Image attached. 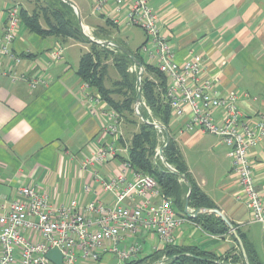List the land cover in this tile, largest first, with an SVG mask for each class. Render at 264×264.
<instances>
[{"label":"crops","instance_id":"crops-1","mask_svg":"<svg viewBox=\"0 0 264 264\" xmlns=\"http://www.w3.org/2000/svg\"><path fill=\"white\" fill-rule=\"evenodd\" d=\"M119 2L122 10L116 14L118 22L113 20L116 0H108L101 10H96V0L86 1L83 7L76 5L81 16L87 14L82 17L87 27L94 31L99 27L107 29L112 41L135 52L146 42V33L139 27L144 37L136 47L131 46L129 37H119L117 31L138 27L126 17L134 0ZM16 3L19 0H0V37L8 8ZM149 3L178 63L188 61L191 52L198 53L205 65L203 76L212 79L217 94L236 90L241 94L240 106L245 116L264 113V0H149ZM90 18L94 19L92 23L84 20ZM59 47L63 48L62 58L54 60L51 52ZM72 47H80V51ZM13 50L23 59L17 66L20 72L46 78L48 84L32 89L26 81L0 79V212L11 201L24 200L20 189L25 186L46 192L53 205L71 199L82 204L95 199L113 203L114 195L102 190L92 171L81 166L83 158L90 155L91 146L105 141L103 110L109 107L103 101L98 104L96 114L92 112L88 90L77 74L81 56L89 51V45L59 37L45 38L21 25ZM107 64L106 83L111 85L120 76L112 60ZM9 65V60L0 56V66ZM190 116L187 110L185 116H173L170 122L188 172L217 210L242 231L264 264V225L253 222L249 208L237 198L242 189L233 172L229 148L219 136L200 128L187 130ZM124 127L122 142L129 147L139 126L128 127L129 130ZM249 155L264 203V137ZM121 160L117 158L94 170L107 179L120 171ZM189 207L190 211L195 209ZM177 215L189 216L186 212ZM28 234L32 241H42L37 232ZM137 241L142 245L143 258L125 264H163L164 256L156 261L152 256L167 245L161 244L153 233L128 236L120 246ZM238 244L231 233L213 235L189 219L175 230L170 245L199 247L223 257L236 252ZM107 255L111 254H103L100 260Z\"/></svg>","mask_w":264,"mask_h":264},{"label":"built area","instance_id":"built-area-1","mask_svg":"<svg viewBox=\"0 0 264 264\" xmlns=\"http://www.w3.org/2000/svg\"><path fill=\"white\" fill-rule=\"evenodd\" d=\"M107 1L96 0V10H101ZM116 1L113 20L118 22L116 14H120L122 8L120 0ZM126 17L130 24L146 33L147 40L140 52L167 77L165 96L173 116L182 118L190 110L187 130L200 128L219 136L228 146L233 172L242 189L237 198L249 208L252 221L264 225V203L249 155L264 137V113L245 116L240 106L241 94L236 90L225 95L217 94L212 79L203 76L205 65L198 53L191 52L188 61L178 63L149 0H134ZM20 27V5L16 3L8 8L0 37V56L10 62L5 68L0 66V79L26 81L32 89L47 85L46 78L29 76L17 68L23 59L14 52L13 44ZM62 53L63 48L59 47L51 52V57L59 60ZM84 86L88 90L92 112L96 114L98 104L104 99L88 82H84ZM103 113L105 141L91 146L90 155L83 158L81 166L92 171L102 190L112 193L115 201L107 204L95 199L82 204L71 199L53 205L46 192L31 186L21 188L24 200L15 199L0 212V264H54L46 256L51 249L62 252L63 264H75L78 259L98 261L105 253L129 261L138 256L142 245L137 241L121 247L120 242L128 236L149 232L155 234L161 244L170 245L174 242L175 230L189 221L190 216L177 215L172 197L162 191L154 176L133 168L129 161V147L122 142V116L110 107L104 108ZM117 158L122 160L120 171L114 176L105 179L94 170ZM85 191H90V186H85ZM30 232L40 234L42 241H32Z\"/></svg>","mask_w":264,"mask_h":264},{"label":"trees","instance_id":"trees-1","mask_svg":"<svg viewBox=\"0 0 264 264\" xmlns=\"http://www.w3.org/2000/svg\"><path fill=\"white\" fill-rule=\"evenodd\" d=\"M48 1L52 2L51 4L47 3V9L35 8L32 12L24 6H20L21 25L30 32L45 38H71L89 45V51L84 52L81 56L77 74L82 81L88 82L96 88L109 107L124 116L127 123L139 126L129 145V161L133 168L154 176L162 191L172 197L174 208L180 215H185L186 197L190 184L189 206L197 210L200 209L190 219L210 234L231 233L237 241L227 222L216 211V205L189 174L177 142L171 133L170 122L173 112L165 96L167 77L145 59L140 48L134 52L113 40L119 47H116V50H111L107 45L91 41L82 31L76 13L69 3L64 0ZM49 10L52 17L48 15ZM109 35V31L103 27L94 31V36L99 40H111ZM109 60H112L113 66L120 76L119 79L113 80L111 85L106 83ZM140 65L144 68V72L138 92L139 70L137 69L140 68ZM131 67H134L135 70L131 71ZM139 94L144 103L139 106L141 116L136 120L131 116L134 114L133 106ZM154 122L160 126L155 125ZM162 146H165L163 155L166 161L183 174L186 181H182L178 175L169 172L167 168L154 160L156 149ZM207 209H214V211ZM237 231L244 242L248 262L245 260L239 244L236 252L231 251L223 257L199 247L167 245L163 250L156 252L152 256V260H161L164 256L163 264H263L246 236L240 229L237 228Z\"/></svg>","mask_w":264,"mask_h":264},{"label":"rangeland","instance_id":"rangeland-1","mask_svg":"<svg viewBox=\"0 0 264 264\" xmlns=\"http://www.w3.org/2000/svg\"><path fill=\"white\" fill-rule=\"evenodd\" d=\"M75 3H77L78 5H80L81 7H83L84 3L88 0H73ZM52 1H48V0H19V5L20 6H24L25 8H27L30 12L33 11V9L37 8V9H47L48 4H51ZM75 12V11H74ZM48 15L49 17H52L51 15V11L49 10L48 11ZM84 15L86 16L87 14L84 12L82 17H84ZM83 19V18H82ZM87 23H92V18L90 19H84ZM84 22V21H83ZM85 31L86 33L89 35V36H92L93 38H95L96 40H99V38H97L96 36H94V30L90 29L89 27H87L85 25ZM118 34H119V37H129L128 39L131 40V46L132 47H136L138 46V44L140 43V41L143 39L144 37V33L142 31V29H140L139 27H133L131 26L129 29H122L120 31H117ZM116 32V33H117ZM68 39H71V38H68ZM72 41H77L75 39H71V42ZM109 48L111 50H116V47L112 46V45H109ZM72 50H76V51H80V47H72ZM137 69V68H136ZM135 70V68H134ZM139 70L138 72H140V68L137 69ZM139 75V73H138ZM138 86H139V83L141 81V79H139V76H138ZM140 88L137 87V91L139 92ZM144 103L143 99L140 103V105H142ZM139 105V106H140ZM139 106H138V110H139ZM134 114L131 116L133 119H136L138 120L137 118H139V115L137 114L136 112V109H135V104H134ZM123 118V126L125 125L124 128H127L128 127L131 129L132 126H135V124H129L125 121V118L124 116H122ZM129 130V129H128ZM160 150V149H159ZM155 161L159 162L163 167L167 168L164 163H163V159H162V156L160 154V151H158V148L156 149V157L154 159ZM143 252H140L138 254V256L134 259L135 260H140L141 258H143ZM128 263V261H122L121 259H119L116 255H113L111 254L110 256L107 255L105 256L102 260H98V261H93V260H79L76 264H125V263ZM129 262H131L129 260Z\"/></svg>","mask_w":264,"mask_h":264},{"label":"water","instance_id":"water-1","mask_svg":"<svg viewBox=\"0 0 264 264\" xmlns=\"http://www.w3.org/2000/svg\"><path fill=\"white\" fill-rule=\"evenodd\" d=\"M65 2L69 3L75 13H76V16H77V19H78V22H79V25L82 29V31L84 32V34L91 40V41H94V42H97L99 44H102V45H110V44H113L117 47H119V45L117 43H115L114 41L112 40H96L95 38H93L92 36H89L86 31H85V24L83 22V19H82V16H81V13L76 5V3L73 1V0H64ZM130 56L137 61V59L132 55L130 54ZM143 72H144V68L142 67V65H140V72H139V79H141L142 75H143ZM142 101V96L139 94V96L137 97V100H136V103H135V109H136V112L139 116L140 115V112L138 110V106L140 105ZM155 125L157 126H160L159 124L155 123ZM164 147L165 146H162L160 147V154L162 156V159H163V163L164 165L167 167L168 171L171 172V173H174L176 175H178L180 177V179L182 181H186V178L183 174H181L175 167H173L172 165H170L164 155H163V150H164ZM190 192H191V186L189 184V192L187 194V197H186V204H185V212L190 216V217H194L199 211V210H195L193 213L190 211V207H189V195H190ZM208 211H214V209H207ZM219 215H221L224 220L227 222V224L229 225L230 227V230L231 232L235 235L238 243H239V246L242 250V253H243V256L245 258V260L248 262V255H247V252H246V249H245V245H244V242L242 240V238L240 237V235L238 234V231H237V228L233 225V223L222 213L220 212L219 210H216ZM46 256L54 263V264H63V255H62V252L59 250V249H51L47 252Z\"/></svg>","mask_w":264,"mask_h":264}]
</instances>
